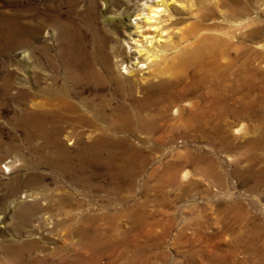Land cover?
I'll return each mask as SVG.
<instances>
[{
    "label": "rangeland",
    "instance_id": "1",
    "mask_svg": "<svg viewBox=\"0 0 264 264\" xmlns=\"http://www.w3.org/2000/svg\"><path fill=\"white\" fill-rule=\"evenodd\" d=\"M252 2L264 27V2ZM28 4L29 12L23 0H0V264H264V31L242 49L230 48L235 59L247 48L252 82L246 94L238 81L230 85L228 115L207 121L166 116L149 120L158 128L147 133L83 135L66 121L57 122L60 131L42 127L30 99L46 84L38 67L50 69L46 53H57L61 42L36 30L39 15L58 12L85 34V2ZM97 6L93 20L104 29ZM27 18L29 46L16 34ZM10 29L15 37L7 35ZM238 64L231 68L235 74ZM206 88L186 97L216 107L204 99ZM200 123L206 129H198ZM99 139L109 142L88 147ZM96 148L101 158L90 157L89 167L79 170L81 154ZM88 215L98 216L92 226L85 223ZM96 233L106 243L87 245Z\"/></svg>",
    "mask_w": 264,
    "mask_h": 264
},
{
    "label": "bare ground",
    "instance_id": "2",
    "mask_svg": "<svg viewBox=\"0 0 264 264\" xmlns=\"http://www.w3.org/2000/svg\"><path fill=\"white\" fill-rule=\"evenodd\" d=\"M23 1V10L28 11V3L32 0ZM53 1L39 0L40 4L49 6ZM55 1L68 5L76 2ZM83 1L85 9L81 16L88 22L85 34L79 28L73 30L72 22L62 20L58 12H49L46 17L43 12L39 15L36 30L40 32L46 29L52 41L55 40L54 35L61 40L57 53H46L50 69L44 65L38 67L44 74L42 78L46 84L36 85L37 89L30 99L42 127L60 131L57 122L66 121L74 132L83 135L103 136L135 130L147 133L158 128L157 123L149 120L166 116L203 118L207 121L208 118L228 115L231 111L227 95L230 85L238 81L245 94L250 88L252 81L247 77V48L246 51H237L236 59L231 57L230 48L234 45L243 48L246 39L260 38L264 31L256 14L257 6L252 0H231L234 6L225 0ZM100 3L104 29L93 20ZM124 15L132 16L133 20L125 22L122 18ZM249 17H252L251 20L246 19ZM30 25L27 18L16 30L18 37L24 35L20 40L25 46L30 44ZM11 31L8 30L7 35H11ZM238 39L242 43H238ZM258 46L261 47V44ZM255 57H259V53ZM236 62L239 64L235 74L231 68ZM252 70L257 75V69ZM59 77L62 83H58ZM201 85L209 88L204 99L216 107L197 106L196 100L186 97ZM243 110H247L246 104ZM49 120L53 123L52 127L47 125ZM206 127L200 123L198 129L204 130ZM108 142L99 139L97 144L88 147H98ZM60 150L64 153L66 149ZM88 151H84L79 158V170L85 171L89 167L90 157L96 161L101 158L99 149L92 153ZM115 158L113 151L108 160L111 163ZM60 165L57 166L60 171L67 173L68 168L65 170ZM117 172V169H112L110 174L115 177ZM182 177H186V172L182 173ZM80 179L85 180V177L80 176ZM29 195L33 196L32 193ZM96 216H85V223L92 226L96 223ZM106 219L108 224L113 223L112 214L106 215ZM103 237L96 233L87 245L105 244L107 238ZM15 253L18 255L19 248L15 249Z\"/></svg>",
    "mask_w": 264,
    "mask_h": 264
}]
</instances>
